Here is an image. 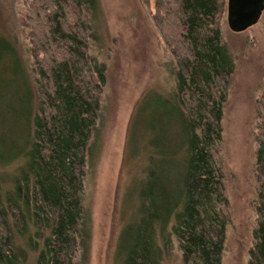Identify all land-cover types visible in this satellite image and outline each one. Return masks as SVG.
<instances>
[{"label": "trees", "instance_id": "1", "mask_svg": "<svg viewBox=\"0 0 264 264\" xmlns=\"http://www.w3.org/2000/svg\"><path fill=\"white\" fill-rule=\"evenodd\" d=\"M226 9L227 0H158L174 87L147 91L130 122L128 151L135 139L146 158L121 264H165L174 245L182 264H222L230 217L217 154L236 67L222 42ZM97 10L98 0H31L29 46L0 33V264H75L89 245L85 180L107 83L90 53ZM256 131L248 264H264V85Z\"/></svg>", "mask_w": 264, "mask_h": 264}, {"label": "rangeland", "instance_id": "2", "mask_svg": "<svg viewBox=\"0 0 264 264\" xmlns=\"http://www.w3.org/2000/svg\"><path fill=\"white\" fill-rule=\"evenodd\" d=\"M30 1L0 0V33L17 37L24 47L30 43ZM161 17L158 0H98L96 17L90 19V53L105 64L107 83L85 180L90 240L75 264H121L122 230L138 216V179L146 157L135 139L131 155L128 151L130 122L147 91L166 95L174 87L175 62L159 26ZM221 31L236 66L217 154L230 217L222 264H248L257 226L256 126L264 85V12L256 25L234 33L226 9ZM165 264H182L177 245Z\"/></svg>", "mask_w": 264, "mask_h": 264}, {"label": "water", "instance_id": "3", "mask_svg": "<svg viewBox=\"0 0 264 264\" xmlns=\"http://www.w3.org/2000/svg\"><path fill=\"white\" fill-rule=\"evenodd\" d=\"M263 12L264 0H228V27L234 33H243L259 22Z\"/></svg>", "mask_w": 264, "mask_h": 264}]
</instances>
